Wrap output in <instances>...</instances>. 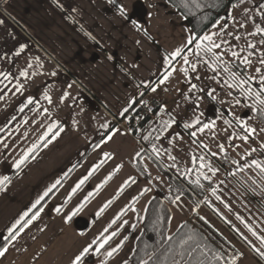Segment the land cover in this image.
<instances>
[{"label": "rangeland", "instance_id": "1", "mask_svg": "<svg viewBox=\"0 0 264 264\" xmlns=\"http://www.w3.org/2000/svg\"><path fill=\"white\" fill-rule=\"evenodd\" d=\"M8 1L0 0V21H2L0 23V72H4L6 67H14L11 70L17 79L16 68L20 69L22 65H29L34 66L38 71H45L48 68L47 73L56 74L58 105L51 119H49V114L47 115L43 130L46 131L45 135L48 137L50 135L49 128L57 118L60 124L67 122L69 125L72 122L71 125L78 134L71 143H68V152L65 157L59 156L56 159L60 167L52 173L47 170L40 173L37 180L42 181L40 190L29 193L30 195L27 192L16 202L9 201L7 223L3 227V229L8 227L9 230L23 213L30 214L33 211L32 206L44 196L45 192L50 188L55 189L64 181L74 167L87 156L91 148L104 137L107 133L105 129L111 122L92 100H89L88 105L85 103L84 94L80 96L79 91L75 89L71 95L68 82V80L72 82L71 78L58 71L52 62L50 56H54V63L56 62L65 71L66 66L70 65V59H66V56H73V65L79 70L74 74L77 80H81L83 71L81 60L86 57L84 54L85 45L81 42L80 44L78 42L79 46L76 45L77 43L66 45V41H70V33L64 24L65 15L61 12L56 13L50 7L49 0L38 1L47 11L46 14H51L50 19L55 20L56 23L51 24L53 29L47 23L44 26L43 23L36 21L37 30L34 25L35 17L36 20H42L36 16L32 9V7L39 8L38 4L35 5V0H13L12 7L14 9H12L15 12H17L16 9H19L20 16H25L27 29H22L17 24L16 13L3 14L4 10H7V7L4 6ZM54 1L56 2V0ZM161 2L163 5L166 3L164 0ZM160 6V2L159 5H155V10L158 11L159 18L161 17L163 23L160 32H167L168 29L172 32L174 28L182 32L185 28L193 36V43L189 45L188 51L184 55L188 57V62L185 63L184 56H182L183 64L162 80L152 95L144 86L143 89L141 88L142 91L138 92L139 94L131 98L129 103L119 104L120 106L116 107L119 112L114 113V117L112 116L115 126L111 125L107 128L109 130L115 127L113 136L111 139L105 140L107 142L101 144L98 151L89 160L87 158L88 161L83 164V168L76 175L70 176L69 181L62 184L52 200L41 211L44 212L42 218L51 221L57 220L59 229L55 234H67L66 226L70 223L67 217L80 204L85 205L93 197L95 188L100 185L102 187L100 184L102 177L99 179L93 174L96 167L106 159L107 149H110L113 158L108 166V174L115 169L118 170L121 166L123 167V180L119 181V185L113 190H123L130 182L133 186L130 195L124 196L109 212H125L126 208L137 199L135 212H146L149 203L155 198L164 200V204H168L172 212H185L184 214L190 215L191 212H198L199 208H202L203 212H212L215 217L222 220L229 230L237 234L244 244L247 243V246L261 257L257 249L264 252V244L257 237H264V175H261L254 166L248 167L247 165L252 160L264 163V126L255 115L254 103H252L254 100L251 102L249 99L255 95H248L241 90V87L231 86L233 82L223 69L227 66L242 78H255L250 80L247 85H243L242 88L260 89L259 77L261 73H264V66L259 63L261 53H264V44H261L260 41L264 39V33L258 32L257 29L264 28V0L242 1L231 8L219 24L206 34L211 35L212 40L220 44L219 48L213 49L220 56L219 61H216L211 53L200 52L197 55V43H194L195 34L186 19L170 4L168 6L166 4L167 7L164 8H160ZM7 15L13 22L7 21L8 19L5 18ZM155 17L158 15L155 14ZM50 19L47 18L49 23ZM35 30L38 31V35H35ZM34 37H36V41ZM208 43V41H204L202 47ZM252 44L256 45L255 49L251 47ZM233 52H237L239 55L234 57ZM89 57L91 62L93 56ZM245 57L252 61L250 66L243 63ZM102 61L94 64L99 65L100 62L101 66L97 74L100 75L101 80L103 77L108 78L109 76L107 73H101L104 68L106 70V64ZM234 64H240L245 70V74L239 68L236 70ZM183 65L184 67H182ZM193 65H195V69H193ZM257 68H260L261 72H257ZM87 75L91 77V74ZM115 80L120 81V78L117 77ZM17 81L19 80L17 79ZM111 95L104 96L105 105L102 100L97 99L98 104L105 108L106 103L112 101ZM151 96L157 98L162 106L157 107V113L148 123L142 136L136 140L130 137L120 125L123 121L130 120L138 112L136 107L144 98ZM113 98V103L116 101L118 104L114 95ZM257 100L259 102L264 100V93ZM7 123L9 124V122ZM7 123H0L2 128L0 132L6 129ZM251 129H255V131L252 132ZM65 134H69L68 129L63 132L62 136ZM245 136L248 137L247 140L243 139ZM48 138L40 148L48 143ZM61 139L62 137H59V141H62ZM138 143H141L159 161L164 170L158 167L149 156L144 157L140 162L137 158L133 159V155L138 154L139 158V155L144 152ZM118 146L120 149L114 153L113 150L116 151ZM59 148L60 145L56 152ZM38 149L35 150L37 153ZM253 149L255 151H252ZM33 153L25 164L33 158L31 157ZM46 155L44 153L42 156L43 161L46 160L44 159ZM47 160L49 159L47 158ZM38 161L34 165L35 169L40 165L37 164ZM138 165L141 171L148 172L144 173L148 179L141 176L143 173L139 175ZM130 168L136 171V175L132 174L125 178L124 174H131ZM91 176L94 177L93 180H91ZM134 177L138 180L135 181ZM81 180L84 181L83 184L80 183ZM57 181L60 183L56 184ZM88 181L90 184L87 185ZM204 181L212 182L213 187L203 186ZM54 184H56L55 188L52 187ZM74 189L75 191H73ZM80 189L82 192L75 197L76 191ZM213 189H215V195H213ZM200 190L205 192V196H199ZM186 194L194 195L193 201L188 199ZM108 195L102 196L100 200L93 203L92 208L95 212H104L109 203L113 201L115 196L109 198ZM131 199L136 200L131 202ZM86 205L90 207V204ZM83 208L81 212H91L92 210L85 209V206ZM57 209L60 211L58 212ZM179 217L177 214L175 215L170 233H173L174 227L181 222L182 218ZM185 217L187 218V216ZM249 228L252 231H249ZM253 231L256 232V236L253 235ZM93 235L96 234L89 233V236ZM0 237H4L0 238L1 244L8 237V233H2ZM25 243L23 239L17 243L18 246L11 249L10 254L0 261V264H54L51 253L55 248L50 247V243L60 247L59 240L43 241V243L40 240L38 245L30 246V248H25L30 244L24 246ZM219 244L222 246L221 243ZM224 247L222 249L227 250V247ZM57 250L56 264H61V252L64 250ZM218 250L222 253L219 248ZM262 259L264 260V258Z\"/></svg>", "mask_w": 264, "mask_h": 264}, {"label": "crops", "instance_id": "2", "mask_svg": "<svg viewBox=\"0 0 264 264\" xmlns=\"http://www.w3.org/2000/svg\"><path fill=\"white\" fill-rule=\"evenodd\" d=\"M38 1L40 0H35L34 2L35 5L38 4L39 8L32 7V9L42 21L36 20L35 17V29L38 28L36 21L43 23L44 26L47 23L53 28L51 24L56 23L55 20L50 19L51 14H46L47 11L42 8V4ZM49 1L50 7L56 13L61 12L65 15L64 24L70 33V41H66V45L74 43L78 45V42L79 44L81 42L85 45V56H93L91 62L89 61L90 57L88 59L86 57L82 58L83 71L80 81L77 80L74 74L79 70L73 65V56H66V59H70V65L66 66L65 71L56 62L54 63V56H50L52 57V62L58 71L71 78L72 82L68 80L71 95H73L72 91L76 89L79 91L80 96L85 95V103L87 105L89 100H92L101 112L107 115L111 122L108 125L110 127L111 125L115 126L113 117L119 112V109L116 108L120 106L119 104L129 103L131 98H134L136 94H139V91H142L141 88L143 89L144 86L147 87L150 94H153L162 80L183 64L181 57L185 55L189 45H191L188 40L190 38L193 39V36L185 28H183L182 32L176 28L172 29V32L169 29L167 32H160V27H163V23L161 17L159 18L158 11L155 10V5H159L160 2V8H164L169 4L166 2L165 5L167 4V6H165L161 0H117V4H123L126 8L127 18L121 16L117 5L110 3V0ZM13 2V0H9L8 3H5L4 7H7V10L3 9L5 12L3 14L16 13L18 26L22 29H27L25 16H20L19 9H16L17 12L13 10ZM155 14L158 17H155ZM7 16H5L8 19L7 21L9 23L10 21L13 22L10 16ZM47 18L50 19V23ZM37 30L34 31L35 35H38ZM149 37L152 38V41ZM34 38L36 41V37ZM181 49L183 50L181 56L172 55L176 50ZM95 56L96 58H94ZM101 60L106 64V70L104 68L101 73L109 74L108 78L103 77L102 80L100 75L97 74L101 66L100 62L99 65H94ZM13 68L6 67L4 72H0V123L6 124L9 122L6 129L0 132V177L7 176L10 180V183H7L0 190V234L8 233V227L5 229L3 227L7 223L9 201L16 202L27 192L30 195L29 193L40 190L42 181H37L40 173L44 170L52 173V171L58 169L60 166L56 159L59 156L65 157L68 152V143H71L72 139L78 135L71 125L72 122L69 125L67 122L60 124L58 119L55 118L53 123L57 125L59 130L57 131L56 128L52 130L57 134L43 148H40L42 143L52 134L50 132V135L46 137V131L43 128L47 115L49 114V119H51L58 105L57 75L50 72L47 73L48 68L45 71H38L34 66L22 65L20 69L19 67L16 68L17 79L19 80L17 81L12 74L13 70L11 69ZM87 74H91V77ZM117 77L120 78V81L115 80ZM91 90L93 91L91 92ZM109 94H112V101L110 103L107 102V106L102 108L98 104L99 101L97 99L102 100L105 105V97ZM113 95L118 100V104L116 101L113 103ZM29 100L32 103H29ZM78 101L80 102V100ZM25 107L26 109L24 110ZM22 110L24 111L22 112ZM76 115H78L77 112ZM108 126L105 129L107 133L104 137L87 153L89 157H86L82 163L80 161L81 164L78 163L80 164L79 166L77 164L74 167L66 177V181L83 168V164L98 151L101 144L107 142L105 140L111 139L115 133L113 131L115 127L108 130ZM67 129L69 134L62 136ZM59 137H62V141H59ZM54 142L56 143L52 146ZM33 145L36 146L35 149H33ZM59 145L60 148L56 152ZM63 147L65 148L63 149ZM38 148H40L39 152L28 163L23 165L22 168L16 167V163L23 159L26 153L29 157ZM29 149L33 150L29 152ZM119 149L120 147L118 146L116 151L115 149L113 150L114 153ZM110 152L111 150L107 149L105 152L106 159L96 167L97 169L93 174V176H98L99 179L102 177L100 183L102 187L100 185V187L93 190V197L86 203L90 204V207L86 204L84 205L85 209H92L91 212H78L71 219L69 225L66 226L68 231L66 235L65 233L55 234L59 229L57 220H45L42 218L44 212H39L37 217L32 219L18 237L6 248L7 251L0 256V261L4 260L10 254L11 249L16 248L18 246L17 243L23 239L26 242L23 244L24 246L30 243L25 248L38 245L40 240L42 243L43 241L59 240L60 247L50 243V247L55 248L51 253L53 259L51 260L54 264H56L57 249L64 250L61 252V264H73L75 257L81 253L84 247H90L91 251L84 258L82 264H132L129 261L142 233V224L146 212H135L137 198V200L131 199V202L136 201L127 207L125 212H109L124 196L130 195L133 186L130 182L123 190H113L119 185V181L123 180V167L121 166L118 170L115 169L108 174V166L113 158V154ZM44 153L47 155L46 158L44 157L46 160L43 161L42 156ZM133 156V159H138V154ZM38 159L40 160L38 161ZM37 161V164L40 165L35 169L36 166L34 167V165ZM44 162L45 164L43 165ZM32 167L34 168L31 172ZM129 172L131 173L130 175L124 174L125 178L132 176V174L133 176L136 175V171L133 168H130ZM138 173L140 175L143 171L140 170ZM93 176H91V180H93ZM141 176L148 179L144 173ZM134 178L135 181L138 180L136 177ZM135 181L133 182L136 183ZM88 184H90L89 181ZM81 192L82 189L76 191L75 197ZM106 194H109L107 196L109 198L115 196L113 201L110 200L111 202L104 212H95L94 208H92L93 203ZM184 213L172 212L170 236L184 222H188L212 243L215 241L213 244L222 251L223 256L227 260H232L230 264H264V260L253 250H250L212 212H203V209L199 208L198 212H191L192 214L190 215ZM176 214L182 219L179 225L174 227L173 233H170ZM90 232L96 235L89 236ZM224 246L227 247V250L222 249ZM113 249H116V251H113ZM109 252H112L111 256L108 255ZM15 253H18V251H15Z\"/></svg>", "mask_w": 264, "mask_h": 264}, {"label": "trees", "instance_id": "3", "mask_svg": "<svg viewBox=\"0 0 264 264\" xmlns=\"http://www.w3.org/2000/svg\"><path fill=\"white\" fill-rule=\"evenodd\" d=\"M173 8H175L179 14H181L189 24L191 30L195 34L194 43L201 41V38L208 34L212 29H214L223 17L235 7L237 4L241 3L244 0H165ZM187 5V7H185ZM198 5V7H197ZM188 51V50H187ZM185 52V54L187 53ZM208 58H210L208 56ZM236 70H242L245 74V70L240 64L233 65ZM252 102L254 100V112L256 117L264 126V104H261L257 97L251 96L249 98ZM51 135L47 141L52 139ZM40 150V148L38 149ZM37 153L35 151L31 157ZM144 153V152H143ZM141 153L139 155L138 161L140 162L146 154ZM88 156V154H87ZM86 156V157H87ZM86 157L82 160L84 161ZM81 161V163H82ZM80 163V164H81ZM78 164V166L80 165ZM77 166V167H78ZM139 168V165H138ZM140 171V168H139ZM64 181L59 184L55 189H53L44 200L30 212L29 217L32 216L34 212H41L44 207L52 200L55 193L62 186ZM205 184V185H204ZM202 184L205 187H213L212 182L204 181ZM199 196H205V192H198ZM187 198L193 201V198L190 194H186ZM164 200L155 198L151 200L146 210L144 221L142 224V233L137 241V247L131 256L130 262L132 264H144V261L147 260L148 264H153L154 261L162 260L164 264H171V260L174 257L175 260L180 261L181 257L179 255L181 248L178 241L170 242L167 237H169L170 224L172 219V211L168 204H164ZM27 219V218H26ZM222 221V220H221ZM28 225V224H27ZM26 225V226H27ZM25 226V227H26ZM24 227V228H25ZM23 228V229H24ZM20 231V233L23 231ZM19 233V234H20ZM173 237L179 236L181 239L187 240L189 236H193L195 240L200 244V249L197 253H194L193 256L202 264H230L232 260H227L223 254L218 250V248L205 237L200 231L194 229L191 224L184 222L181 227L172 235ZM12 241L6 238L0 244V250L7 248ZM171 244V250L169 245ZM247 244V243H246ZM248 245V244H247ZM202 253V254H201ZM167 257V259H165ZM129 262V263H130ZM181 264L183 262L181 261Z\"/></svg>", "mask_w": 264, "mask_h": 264}, {"label": "snow or ice", "instance_id": "4", "mask_svg": "<svg viewBox=\"0 0 264 264\" xmlns=\"http://www.w3.org/2000/svg\"><path fill=\"white\" fill-rule=\"evenodd\" d=\"M110 3L117 5L121 16L126 17V18L128 17L127 10H126V8L124 7L123 4H117V0H110ZM185 7H187V5H185ZM197 7H198V5H197ZM0 23H2V21H0ZM257 31L260 32V33H264V28H259V29H257ZM250 35H252V34H250ZM236 38L239 39V37H236ZM204 41H208L209 43L206 44V45H203V47H202V44H203ZM192 42H193V39L190 38L188 40V43L191 44ZM260 43L264 44V39H262L260 41ZM219 47H220V44L215 43L212 40V36L211 35H204L201 38V42L196 44L197 55H199L200 52H204L205 54L211 53L215 57L216 61H219L220 60V56L217 55L213 51V49H216V48H219ZM251 47L253 49H255L256 45L252 44ZM182 51H183L182 49L181 50H176L174 53H172V55L176 56V57H179V56H181ZM232 55L235 57V56H238L239 54L237 52H233ZM183 59H184L185 63L188 62V57L187 56H184ZM243 63L246 66H250L252 61L249 60L247 57H245L243 59ZM259 63L262 66H264V53H261ZM193 69H195V65H193ZM223 70L228 73L229 78L232 80L233 84L231 86L241 87L242 91H245L248 95H255L257 98H259L261 96V94L264 93V73H261V75L259 77L260 89L259 90H253L251 88L244 89V88H242V86L243 85H247L250 82V80L255 79V78H253V77H243L242 78V77L238 76L236 72L231 71V69H229L227 66H225ZM256 71L257 72H261V69L257 68ZM153 90H155V89H153ZM29 103H32V101L29 100ZM260 103L264 104V100H260ZM54 128H56L57 131L59 130L57 125L53 124L49 128V132H52L53 136H55L57 134L56 132L52 131ZM250 131L254 132L255 129H251ZM243 139L247 140L248 137L245 136V137H243ZM35 147L36 146L33 145V149H35ZM33 149H29V152H31ZM252 151H255V149H253ZM27 159H28V154L26 153L24 158L16 163V167L20 168L21 165L25 164ZM247 166L248 167H253L254 166L256 169L259 170L261 175H264V163H261L258 160H252L251 163L249 165H247ZM205 179H208V177H205ZM7 183H10L9 177H7V176L0 177V190H2ZM59 183H60V181L56 182V184H59ZM80 183L83 184L84 181L81 180ZM56 184H54L52 187L55 188ZM77 187H79V185H77ZM51 190L52 189L50 188L47 192H45L44 196H47L48 193ZM73 191H75V189ZM213 195H215V189H213ZM44 196H42L40 199H38L36 201V204H34L32 207L36 208V206L40 204L41 200H43ZM217 198H219V197H217ZM83 207H84V204L83 203L80 204L74 211L71 212V214L67 217V220L70 222L71 219L75 215H77V213L79 211H81ZM38 211L39 210H37V212H34L31 217H29V213L28 212L23 213V215L16 221V223L14 225H12L11 228H9V230H8V240L14 241L18 237L20 231L27 224H29L32 219H35L37 217ZM57 211L59 212L60 209H57ZM249 231H252V229L249 228ZM113 235H115V233H113ZM253 235L256 236L257 235L256 232L253 231ZM257 238L260 239L262 244H264V237H257ZM167 239L170 242L178 241L179 242V246L181 248V251L179 253V255L181 257V260L177 261L173 257L172 260H171V264H181V261L183 262V264H202V262L197 261L195 259V257L193 256V254L197 253L199 251V249H200V244L195 240V238L193 236H189L187 240L181 239L179 236H177V237L169 236V237H167ZM101 247H103V245H101ZM170 250H171V244L169 245V249H167L166 251H170ZM6 251H7L6 248L0 250V256L4 255V253ZM90 251H91L90 247H84L83 250L81 251V253L75 257V259L73 261V264H82L84 258L87 255H89ZM113 251H116V249H113ZM257 252L261 255L262 258H264V252H261L259 249H257ZM108 255L111 256L112 252H109ZM165 259H167V257H165ZM144 264H148V261L145 260ZM153 264H164V261L157 260V261H154Z\"/></svg>", "mask_w": 264, "mask_h": 264}, {"label": "built area", "instance_id": "5", "mask_svg": "<svg viewBox=\"0 0 264 264\" xmlns=\"http://www.w3.org/2000/svg\"><path fill=\"white\" fill-rule=\"evenodd\" d=\"M161 106V102L153 97L144 98L136 107L138 112L130 120H126L128 134L133 137L141 134L145 121L153 117L157 107Z\"/></svg>", "mask_w": 264, "mask_h": 264}, {"label": "bare ground", "instance_id": "6", "mask_svg": "<svg viewBox=\"0 0 264 264\" xmlns=\"http://www.w3.org/2000/svg\"><path fill=\"white\" fill-rule=\"evenodd\" d=\"M192 197H194V195H192ZM195 199V198H194ZM196 200V199H195ZM236 236H238L237 234H235ZM245 245H247V244H245ZM251 250V249H250ZM258 255V254H257ZM259 256V255H258ZM260 257V256H259Z\"/></svg>", "mask_w": 264, "mask_h": 264}]
</instances>
